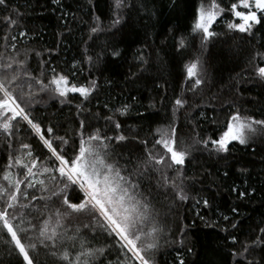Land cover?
<instances>
[{"label": "snow or ice", "instance_id": "obj_1", "mask_svg": "<svg viewBox=\"0 0 264 264\" xmlns=\"http://www.w3.org/2000/svg\"><path fill=\"white\" fill-rule=\"evenodd\" d=\"M140 3L146 8L143 0ZM0 6L7 8L8 0H0ZM137 10V0H110L108 23L96 15L89 26V40L95 41L100 33L120 32ZM3 20L8 29L17 24L10 16ZM191 20L188 36L173 33L177 53L188 47L189 38L199 37L201 46H206L221 35L214 31L221 21L229 33L254 35L258 26H264V0H227L226 4L225 0H198ZM25 35L23 31L18 33L19 37ZM18 36L5 31L6 42L0 44V134L8 151L6 163L0 168V247L17 258L15 264H45L48 257L56 264H113L111 253L118 257L116 264H157L156 254L168 224L156 197L163 190L166 199L171 195L173 204L189 199L185 165L193 146L210 155L228 153L233 142L246 145L258 132L264 133V119L242 115L236 109L222 122L217 137L199 138L196 134L189 143L182 138L175 118L188 100L178 95L173 101V119L156 128L150 137L132 136L142 145V151L125 158L116 151L129 139L118 117L126 116L130 106L109 109L110 114L102 117L84 108L98 88L95 79L81 77L82 67L77 70L78 65L93 63L87 49L84 60L75 61L69 70L58 71L41 59L40 71L36 72L30 66V57H40L41 53L25 50L21 58ZM111 55L119 57L121 53L113 47ZM248 70L254 79L264 82V50L253 48ZM206 76L200 57L189 59L183 64L181 87L184 92L196 93ZM70 94L81 98L75 106L77 114L87 113L71 133L60 135L52 124L45 126L33 115L35 106L47 102L45 97L64 105L71 103ZM25 126L38 141L39 153L32 143L24 141L21 133ZM233 191L240 199L250 195L247 190ZM202 202L204 207L209 206L207 199ZM200 219L205 218L201 215ZM223 220L229 221L232 229L237 228L227 215ZM206 226L218 225L213 221ZM179 231L183 233L184 228ZM230 239L233 245L239 244L230 251L235 264H260L250 257L256 248L264 250V226L259 227L255 238L243 242L236 236ZM177 257L178 264H186L179 252Z\"/></svg>", "mask_w": 264, "mask_h": 264}, {"label": "trees", "instance_id": "obj_2", "mask_svg": "<svg viewBox=\"0 0 264 264\" xmlns=\"http://www.w3.org/2000/svg\"><path fill=\"white\" fill-rule=\"evenodd\" d=\"M109 2L8 0L7 8L0 6V44L6 42L5 31L17 36L20 31L25 32L24 37L18 36L17 47L21 58L25 50L41 53L40 57H30V66L36 72L40 71L41 59L58 71L69 70L75 61L84 60L87 49L93 63L78 65L77 70L82 67L81 77L95 79L98 88L84 108L92 114L99 112L102 117L110 114L109 109L130 106L126 116L118 117L123 121V134L129 139L121 142L116 151L125 158L129 153L135 156L142 151V145L132 136L150 137L156 128L173 119V101L178 95L188 100L175 118L182 138L189 143L196 134L199 138L217 137L222 122L236 109L242 115L264 119V82L254 79L248 70L253 48L264 50V26L247 36L229 33L221 21L214 27L221 35L206 46H201L199 37L189 38L188 47L177 53L173 33L189 35L191 12L198 0H175L174 5L173 0H143L146 8L137 0L138 10L120 32L100 33L95 41L89 40V26L96 15L108 23ZM4 16H10L17 24L8 29ZM113 47L120 51L119 57H112ZM197 56L207 70L206 82L196 93L184 92L183 64ZM70 97L71 103L64 105L45 97L47 102L35 106L33 115L45 126L52 124L60 135L71 133L87 113L78 115L75 106L81 98L73 94ZM103 123L101 119L100 125ZM21 135L40 152L38 141L26 126ZM7 155V145L0 134V168ZM185 175L190 185L187 201L173 204L171 195L166 199L163 190L156 197L157 207L166 214L168 224L167 235L156 254L157 264H178V252L186 264H235L230 251L239 248V244L233 245L230 236L243 242L255 238L259 227L264 226V133L258 132L246 145L233 142L230 151L219 156L194 145L186 160ZM234 188L247 190L250 195L240 199ZM203 199L209 201L208 207H204ZM197 200L201 202L198 204ZM233 208L237 209L235 213ZM225 215L237 228L232 229L229 221L223 220ZM213 221L218 226H206V222ZM182 227L183 233L179 231ZM188 248L192 251L188 252ZM109 258L116 264L115 253ZM250 258L264 264V250L256 248ZM16 259L0 247V264H15ZM45 264L56 262L48 257Z\"/></svg>", "mask_w": 264, "mask_h": 264}]
</instances>
